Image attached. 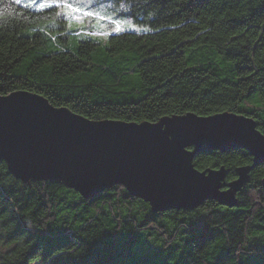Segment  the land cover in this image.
Masks as SVG:
<instances>
[{
    "label": "trees",
    "instance_id": "16d2710c",
    "mask_svg": "<svg viewBox=\"0 0 264 264\" xmlns=\"http://www.w3.org/2000/svg\"><path fill=\"white\" fill-rule=\"evenodd\" d=\"M83 1L134 29L81 37L55 6L0 0V13L15 9L0 15L1 95L29 91L93 120L231 112L264 134V0ZM193 164L224 166L230 182L253 157L212 150ZM263 180L261 162L232 207L154 212L120 184L85 198L62 180L17 179L0 161V264H254Z\"/></svg>",
    "mask_w": 264,
    "mask_h": 264
},
{
    "label": "water",
    "instance_id": "95a60500",
    "mask_svg": "<svg viewBox=\"0 0 264 264\" xmlns=\"http://www.w3.org/2000/svg\"><path fill=\"white\" fill-rule=\"evenodd\" d=\"M238 148L253 164L238 168L233 181L226 182L224 166L199 170L193 164L198 153ZM0 161L17 179L62 180L85 198L120 184L154 212L194 210L206 200L232 207L250 170L264 163V134L244 114L93 120L16 91L0 94Z\"/></svg>",
    "mask_w": 264,
    "mask_h": 264
},
{
    "label": "rangeland",
    "instance_id": "374dc122",
    "mask_svg": "<svg viewBox=\"0 0 264 264\" xmlns=\"http://www.w3.org/2000/svg\"><path fill=\"white\" fill-rule=\"evenodd\" d=\"M36 3H51L58 8V12L62 13L65 23H67L70 33H76L83 37L84 35L96 37L98 39H104L108 34L114 33L113 29L116 24H120V31L128 29H134L132 25L127 21H117L111 19L104 14L102 8L88 5L83 0H36ZM68 7L65 8L64 5ZM73 8L78 11H72Z\"/></svg>",
    "mask_w": 264,
    "mask_h": 264
},
{
    "label": "snow or ice",
    "instance_id": "6c2138e0",
    "mask_svg": "<svg viewBox=\"0 0 264 264\" xmlns=\"http://www.w3.org/2000/svg\"><path fill=\"white\" fill-rule=\"evenodd\" d=\"M22 2H23V0H15V3L18 4V5L21 4ZM25 6L26 7H34L35 6L37 8V10H41V9H44V8H47V7H52L53 5L51 3H39L38 5H36L34 3V0H28V2L25 3ZM64 7L67 8L68 5L65 4ZM121 7H123V5ZM9 9H10V6L9 7H6L3 10V13H6L7 15L10 16L11 13H10ZM72 11L75 12V11H78V9L73 8ZM3 13H0V15H2ZM120 30H121L120 29V24L117 23L116 26H115V28L113 29V31L118 33ZM53 39H55V38L53 37ZM193 227H195V225ZM253 259H254V264H260V261L261 260H264V253L260 254L257 257H254Z\"/></svg>",
    "mask_w": 264,
    "mask_h": 264
},
{
    "label": "clouds",
    "instance_id": "9594fccd",
    "mask_svg": "<svg viewBox=\"0 0 264 264\" xmlns=\"http://www.w3.org/2000/svg\"><path fill=\"white\" fill-rule=\"evenodd\" d=\"M9 11H10V13L12 14V13L15 11V9L12 8V7H10Z\"/></svg>",
    "mask_w": 264,
    "mask_h": 264
}]
</instances>
